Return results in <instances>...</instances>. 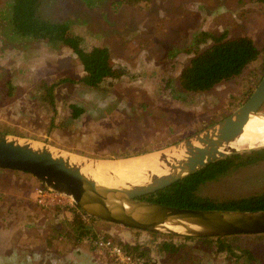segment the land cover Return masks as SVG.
<instances>
[{"label":"rangeland","instance_id":"1","mask_svg":"<svg viewBox=\"0 0 264 264\" xmlns=\"http://www.w3.org/2000/svg\"><path fill=\"white\" fill-rule=\"evenodd\" d=\"M11 1L0 0V131L86 159L122 158L123 153L174 143L235 110L264 72V4L255 0H40L37 13L67 21L84 48L108 49L114 74L98 87L76 80L84 74L83 65L66 41L16 33L9 22ZM223 32L229 37L249 34L260 58L210 89L183 88L178 75L190 56L211 43L209 34ZM62 77L75 81L47 88ZM74 105L81 111L73 113ZM36 184L29 172L0 174V264H51L48 259L57 264L59 252L71 247H88L98 264H127L109 248L96 246L98 238L122 248H146L144 264H233L227 252L215 251L208 241L203 250L191 252L195 239L179 235H153L90 215L84 226L77 225L63 208L40 205L33 192ZM261 192L264 159L198 188L215 200ZM68 224L75 232L86 227L84 237L92 235L93 240L79 242ZM163 240L178 243L182 255L166 256ZM230 240L254 252L253 258L240 255L239 264H264V232L239 233Z\"/></svg>","mask_w":264,"mask_h":264},{"label":"water","instance_id":"2","mask_svg":"<svg viewBox=\"0 0 264 264\" xmlns=\"http://www.w3.org/2000/svg\"><path fill=\"white\" fill-rule=\"evenodd\" d=\"M263 103L264 72L250 95L231 113L174 143L151 150L157 151V165L163 171L147 170L144 180L136 183H101L82 171V165L70 158L74 155L71 151L4 131H0V168L29 172L39 183L70 196L86 214L129 227L179 236L261 233L264 208H189L141 196L239 151L231 143L252 116L264 118Z\"/></svg>","mask_w":264,"mask_h":264},{"label":"trees","instance_id":"3","mask_svg":"<svg viewBox=\"0 0 264 264\" xmlns=\"http://www.w3.org/2000/svg\"><path fill=\"white\" fill-rule=\"evenodd\" d=\"M255 1H258L261 5L264 4V0ZM39 2L40 0L11 1L9 22L16 33L43 38L48 41H66L83 65L84 74L76 80H80L90 87H98L101 81L114 74V69L110 64V54L105 46L94 45L89 49L84 48L81 45L82 38L69 30L67 21H53L37 13ZM208 36L211 43L193 53L178 75L180 85L187 90L210 89L218 83L237 77L254 60L260 58L261 50L249 34L229 37L223 32L217 35L209 34ZM60 81H75V79L62 77L49 84L47 88L52 89ZM43 85H45L44 82H42ZM72 108L73 113L81 111L80 107L75 105ZM142 151L146 150H136L132 153L141 154ZM127 155L125 153L121 154L124 157ZM262 159H264V146L235 151L208 162L183 178L154 192L144 194L141 198L189 208L261 209L264 208V192L215 200L198 193V188L207 180L217 178L230 170L256 163ZM0 169L15 171L6 168ZM53 208H59V206H53ZM74 220L77 225L84 226L76 216ZM87 232L86 227H84L83 230H78L77 235L81 236V234ZM151 233L153 235L163 234L152 230ZM170 235L174 236L175 234ZM233 235L237 234L183 235L182 238L195 239L193 246L190 248L191 252L203 250L205 248L204 244L208 241L214 246L215 251L227 252L233 264H239L238 258L240 255L253 258L254 252L252 249L235 246L231 242L230 237ZM123 245L132 254L146 255V248L141 251L138 246ZM161 248L166 252V256L170 258L182 255L179 244L171 240H163Z\"/></svg>","mask_w":264,"mask_h":264},{"label":"bare ground","instance_id":"4","mask_svg":"<svg viewBox=\"0 0 264 264\" xmlns=\"http://www.w3.org/2000/svg\"><path fill=\"white\" fill-rule=\"evenodd\" d=\"M235 147H258L264 145V118L252 116L245 124L241 135L232 143ZM169 155L179 154L168 152ZM73 161L82 165V171L93 176L97 181L106 184H119L125 181L140 182L144 180L147 170L160 173L157 151L138 155H129L118 159H85L78 154L70 155Z\"/></svg>","mask_w":264,"mask_h":264},{"label":"built area","instance_id":"5","mask_svg":"<svg viewBox=\"0 0 264 264\" xmlns=\"http://www.w3.org/2000/svg\"><path fill=\"white\" fill-rule=\"evenodd\" d=\"M33 192L37 201L43 206H48L50 204L76 206L75 202L70 196L61 193L55 189H52L39 182L38 184L35 185ZM87 238L93 240L92 235L87 236ZM93 241L96 244V246L98 245L99 247L109 248L111 255L113 254L116 258L122 260V262H125L127 264H144L141 255L132 254L128 251H125L124 248H122L118 243L113 244L110 239L98 238Z\"/></svg>","mask_w":264,"mask_h":264},{"label":"crops","instance_id":"6","mask_svg":"<svg viewBox=\"0 0 264 264\" xmlns=\"http://www.w3.org/2000/svg\"><path fill=\"white\" fill-rule=\"evenodd\" d=\"M7 171H9V170H6V171L1 170L0 174H3L5 172H7ZM40 205H42V204H40ZM50 205H52V204H50ZM55 205L59 206L60 208H63L64 210H66L67 219H71V218H73V216H76L78 221H80L84 225L90 219L88 214H85L77 206H72V207H69V208L65 209L66 205L61 206L60 204H53V206H55ZM99 221H105L106 222V220H102V219H100ZM73 224L72 225L68 224L69 225V231L71 232V235L74 238H76L79 242H84V239H86L84 237V235L87 234V233L81 234V236L80 235L78 236L77 232L74 231L75 227L73 226ZM60 225L62 226L63 224H60ZM134 229L138 230L139 228H134ZM141 231H143V230H141ZM84 244H87V242H84ZM87 248H85L86 250L84 248L81 249V248H78V247H71V248H68V249L64 248L61 252H59L60 254L58 255V258H57V264H98L97 260L95 258H91L90 254H89V250L90 249L88 248L89 249L88 250ZM48 260L50 261L51 264L54 263L53 260H50V259H48Z\"/></svg>","mask_w":264,"mask_h":264},{"label":"clouds","instance_id":"7","mask_svg":"<svg viewBox=\"0 0 264 264\" xmlns=\"http://www.w3.org/2000/svg\"><path fill=\"white\" fill-rule=\"evenodd\" d=\"M84 212V211H83Z\"/></svg>","mask_w":264,"mask_h":264}]
</instances>
